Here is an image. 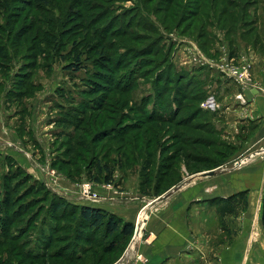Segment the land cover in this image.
I'll list each match as a JSON object with an SVG mask.
<instances>
[{
	"label": "rangeland",
	"instance_id": "obj_1",
	"mask_svg": "<svg viewBox=\"0 0 264 264\" xmlns=\"http://www.w3.org/2000/svg\"><path fill=\"white\" fill-rule=\"evenodd\" d=\"M16 1L18 2L13 1L8 8L12 14H22L15 23L14 30L33 20V15H38L37 18L42 17L41 19L49 16L48 10L47 12L36 10L28 7V4L23 3L21 0ZM99 1H101V4H96V7L94 5L90 6L86 19L84 18L81 21L77 16H72L74 18L67 21L66 19L71 16L69 14L66 17V14H64L68 0H52L50 8L57 19V21L53 20V25H55L56 30L57 24H60L59 29L62 34L60 39L63 41L61 49L65 54V58L56 59L53 62L40 57L35 60L36 66L33 67L32 65V71L27 75V81L38 82L39 86L34 88L28 85L26 92L29 96L26 94L27 97L18 103L12 101L11 97L7 96L6 93L8 90H13L12 86H15L13 83L15 80L13 79L16 73H20L21 69L26 67V64L23 63L25 61L28 62L32 57L35 59V56L31 57L27 53L30 38L35 34L38 23L35 22L34 27L26 34L27 39L18 42L17 46H15L18 53L13 55L12 70L6 82L0 78L4 82V85L0 88V116L3 118V122L5 121L8 126L15 130L22 145L18 149H21L30 158L34 164L35 172L37 171L38 173L37 175L32 174L12 156H9L16 165L18 164L21 167V170H17L15 168L16 165H11L10 160L5 159L6 155L0 152V189L1 191H7V195L10 198H15L16 204L13 207L19 206V208L23 209L22 212L16 215L10 228L13 231L15 227H20L21 231L23 229L27 230L25 233L19 234V240L16 239L13 242L8 240L1 241L0 264H42L41 259L31 260L29 257L23 259L19 253H14L16 252L14 249L12 251L13 255L5 252L4 246L15 244L23 254L26 249L24 242L32 241L35 246L30 249L31 252L32 250L41 251L42 242H37L34 239L38 237L37 235L42 229L48 231V225L43 227L45 219L46 221H49V219L55 220L56 223H53L58 226L57 230L52 234L53 241L47 251L55 252L58 255L67 251L70 253L71 247H74L76 243L75 238H72L74 231L63 223L72 219H70V216L62 217L60 214L61 210L54 211L57 217L52 215L53 210L50 207L51 194L56 197L61 196L68 202H72L69 194L72 188L77 187L78 200H84L80 195V187L87 179L88 174L97 168L96 164L107 163L113 168L114 175L120 172L127 177L137 178L140 184L142 179L143 182L145 180L144 176L142 177L139 174L140 170L145 169L143 164L141 165L142 159L147 156H154L157 160L153 161L155 165L149 171L146 170V174L151 171V182L150 184L144 183V186L152 190L155 180H158L162 185L163 179L169 177L172 173L174 174V166H178L177 172L180 178L182 175H184V178L186 177L185 163L188 162V165L195 166L193 162L188 161L186 157L188 155L186 154L214 156L217 155L216 152L219 149L228 150L225 142L235 147L236 150L224 166L220 170L218 169V173H223L226 170L240 172L245 168L257 167L254 175L256 181L254 180L253 182V193L247 192L246 195H243L237 207L239 211L244 210L251 199V205L254 203L251 216L255 218L256 213H258V221L264 234L260 223L264 194V176L262 175L264 174V151L262 150L264 141L259 140L256 143L257 141L251 140L255 134L256 123H251L247 126L240 124L237 128L229 127L224 124L225 122L223 121L226 120L221 113L220 123L222 124L220 127H216L210 122V126L215 132L210 127H204L197 131H188V128L176 127L174 122L167 125L166 121H146L134 108L138 99L153 94L155 73L169 62L171 67L173 66L177 72L186 70L194 79L200 81L206 93V97L200 101V106L209 96H213L215 99V110L219 107L244 105L246 99L241 89L257 85L255 83L254 67L257 60L264 56V0H181V8L177 9V11L171 5L170 9L166 11L162 10L166 9L163 6L157 12H155V8H157L156 5L158 3L155 0H111L110 8L113 10L111 9L112 13L109 12L107 15L100 10L105 7L106 0ZM138 5H142L147 12L142 13ZM172 7L174 8L172 9ZM74 8L83 13L86 10L82 6ZM99 12L102 15L101 18H98L101 16ZM30 13V18L29 16L27 18L26 16ZM164 13L168 14L170 26L165 25L168 20L165 22V19H161ZM116 14H119L118 17L114 16L112 18L113 16L111 15ZM97 18L98 21L94 22ZM111 18L114 22H111ZM0 23H3L1 18ZM105 27L121 32H123V28H129L131 31L134 29V31L140 32L139 34L142 36L138 40L131 41L130 38L124 36L109 35L108 40L115 42L111 50L113 59H119L121 63L120 67L109 69V72L107 71L108 69L102 68L100 63L95 62L96 59L100 60V58H97L94 52L86 50L89 43H93L96 40L94 34L96 33V28L104 29ZM62 29L64 30L62 31ZM88 31L89 36L87 35ZM11 40L14 41L10 38L7 43L11 44ZM5 42V32L0 29V43L5 44ZM156 42L157 45H162L163 53H154L153 55L150 53L149 56L143 57H141V54L136 55L137 50L143 48L147 52L149 47H152L151 45ZM13 45H15L14 42ZM71 50L73 51L70 54H66ZM76 53L81 54V60L84 61L87 60L84 58L89 57V61L85 65L83 63L84 67L80 70H68L66 68L67 62L73 57L71 55H76ZM164 53L166 55H164L162 60H153L162 57ZM145 57L151 59L152 66L146 68L147 78H140L137 85L134 84L133 86L129 82L128 86L118 89L97 87L89 80L86 81L87 77L95 74L94 69L103 73L107 72L111 77H119L123 72L129 74L131 73L129 68L133 66L132 63L139 59H146ZM152 57L154 58L152 59ZM88 64L89 66H87ZM243 66L247 67L248 74V80L245 83L239 82L231 70L234 67L242 71L241 67ZM164 71V67L158 70L160 76L162 75L159 78V82L162 84L158 86L164 85V77L169 75H164ZM140 73H137V75H140ZM183 80L181 81L183 84H180L179 87L182 91H184ZM171 81L166 83V87L164 86L166 89L167 87H177ZM229 83L238 87L239 91L236 93V90L231 89L230 85L228 86ZM38 88L41 90L39 91ZM86 91L92 93H87V97H84L82 93ZM174 91L177 90L174 89ZM31 92L35 93L30 96ZM94 93H99L100 96L99 105L97 103L98 99L94 98V103L97 104V107L103 104L99 109H86L84 113L73 110L76 106L82 107L85 103L90 102V99L94 97L91 94ZM101 93L106 95V99ZM171 94L173 95V93ZM232 94L234 96L228 99V95ZM25 105H27L28 109L23 114L20 111ZM212 119L213 122L218 119L217 115H213ZM168 126H170L169 129L166 128ZM155 128L158 129V134L154 133ZM124 130L125 132L123 133ZM173 130L180 131L181 135L176 138L177 141L169 143L173 141L169 139V133ZM149 137H152L154 142L157 141V144L152 143V145H155V147L161 145L162 148L154 147L155 149L151 148L148 153H141ZM187 137L189 140L186 139ZM135 138L137 139L136 142H134ZM196 138L198 140L202 139V142H197ZM219 139L222 140V144H214L213 141ZM166 141L168 142L166 143ZM9 145L13 146L12 144ZM165 145L166 147L163 148ZM136 149L140 150V154L133 152H137ZM158 150H161V152ZM78 154L80 157H78ZM124 154L133 157L134 155H139L142 156V159L139 157L135 160V163L129 161L121 164L119 168L114 167L112 163L115 162L116 158ZM171 155H176V158L172 160L173 167L171 166V171L167 173V176L159 174L160 166H157V164L159 165L162 162L159 156L167 157ZM244 157L247 159H244ZM237 161H241V163L236 165ZM50 168H53L58 173V175L54 176V179L57 177V183L46 179ZM25 174H28L30 179ZM155 175L158 178H155ZM153 177L155 178L154 180H152ZM49 182L51 183L50 185L48 184ZM109 183L113 185V182ZM102 184H108V182H102ZM147 196V201L152 200L154 197L157 198V196ZM44 198L45 200H43ZM52 199L53 202L58 201L55 198ZM255 203H257V206H255ZM144 207L141 209H144ZM12 209L10 208L11 211ZM26 220L28 221L26 222ZM256 223L257 221L254 223L255 226ZM28 224L29 227L26 228ZM62 225L66 227L63 228ZM134 239L135 236L132 234L126 249L128 247L133 249ZM78 249L77 251H79ZM72 253L75 252L72 250ZM61 255L49 259L46 264H67L66 257L68 256ZM83 258L86 259V255ZM241 264L247 263L244 261ZM248 264L250 263L248 262Z\"/></svg>",
	"mask_w": 264,
	"mask_h": 264
},
{
	"label": "trees",
	"instance_id": "obj_2",
	"mask_svg": "<svg viewBox=\"0 0 264 264\" xmlns=\"http://www.w3.org/2000/svg\"><path fill=\"white\" fill-rule=\"evenodd\" d=\"M14 2H18L16 0H0V18L3 20V23H0V29H2L3 32H5V44L0 43V78L3 79L4 82H6V79L10 75V71L12 70V62H13V55H16L18 53V50L16 49L15 46H17L18 42L26 40V34L29 33V30L34 27L35 22L38 23V26L35 29V34L33 37L30 38V45H28V53L29 55L35 56V59L32 57L30 60L27 62L25 61L23 64H26L25 68L21 69L20 73H16L15 78L13 80V83L15 86L13 87L12 91H9L6 93V95L11 97L12 101L16 102H21L23 98L27 97L26 94L29 96V94L26 92V88L29 85V87H34L39 86V83L34 82L32 80L27 81V75L32 71V65L33 67L36 66V59L38 58H43L44 60H49V62H53L56 59H62L65 58V54L63 53V50L61 49V44L63 41H61L60 36L62 35L59 29L60 24H57L56 30H55V25H53V20L57 21V19L54 17V14H52V9L50 8V5L52 3V0H21L23 3L28 4V7H31L36 10H43L45 12H49V16L44 17V19H41L42 17L37 18L36 15H33V20H30L29 23H24L21 27L18 29L14 30V25L17 22V20L22 16L20 13L12 14L8 10L9 6ZM19 1V2H21ZM70 1V2H69ZM141 1V0H140ZM158 5H156L157 8H155V12H157L159 9L163 8V6L166 9L162 10H168L170 9V6L173 5L177 9H180V2L181 0H155ZM43 3L42 5L39 3ZM101 1L99 0H68L66 3V9L64 10V14H66V17L70 14L71 16L66 19L69 21L71 18H74L72 16H77L78 19L81 21L85 18H87V12L90 8L91 5H94L95 7L97 6L96 4H101ZM110 2L111 0H106V5L105 7H101L102 9L101 12L103 11L106 15L110 12L112 13V8H110ZM173 2H175L173 4ZM35 3H38L35 5ZM145 3V2H144ZM143 5V4H142ZM142 5H138V8L142 13H145V8H143ZM77 6H82L84 9L86 8L85 12H81L79 10H76L74 7ZM89 6V7H88ZM172 7V9L174 8ZM44 8V9H42ZM112 9V10H111ZM5 11V13H4ZM147 12V11H146ZM100 14V12H99ZM148 14V13H147ZM101 15V14H100ZM119 14L116 15H111L118 17ZM168 14H163V18L168 20L167 23H165L166 26H170V19L167 16ZM30 18L31 13L28 14L26 17ZM99 16L98 18H101ZM37 18V19H36ZM98 18L96 19L97 22ZM110 19L111 22H114ZM91 22H92V17H91ZM12 26V27H11ZM28 26V27H26ZM67 29V28H66ZM64 29H62L63 31ZM118 30V29H117ZM120 30V29H119ZM121 31H115V29H109L105 27L104 29L102 28H96V40L93 43H89L87 46L86 50H90L91 52H94L97 55V58H100V60L96 59V63H100L102 65V68H106V70L109 72L111 69L120 67V60L113 59L112 55V46L115 45V42L108 40L109 35L111 36H116L119 35L130 38L131 41L138 40L139 37H142L139 33L134 31V29L131 31L129 28H123ZM113 32V33H112ZM89 34V31L87 35ZM89 36V35H88ZM10 38H12L14 41L11 40V44H8ZM13 42L15 45H13ZM151 45V44H150ZM123 46V45H122ZM152 47H149V50L147 52L145 49L137 50L138 52L136 55L141 54V57L143 56H149L150 53L152 55L155 53H160L163 49L162 45L159 46L157 45V42L151 45ZM125 48V46H123ZM73 50L68 51L66 54H70ZM145 51V52H143ZM134 52V51H133ZM143 52V53H141ZM169 53V52H168ZM89 54V53H88ZM165 53L162 55V57H158L157 59L153 60H162L164 58ZM73 56L69 61L67 62L66 68L68 70H80L81 68L84 67L85 63L89 61V57L84 58L86 61L81 60V54L76 53V55H71ZM88 56V55H87ZM136 58V56H135ZM139 59L137 61H134L129 68V71L131 73H122L119 77H111V75H108L107 72H99L97 69H94L95 74L87 77L89 82L93 83L94 86L96 85L97 87H106V88H124L125 86H128L129 82L134 86L137 85L138 80L140 78H147V71L146 68L149 66H152V61L151 59ZM99 61V62H98ZM103 61V62H102ZM145 61V62H144ZM84 63V65H83ZM48 64V63H47ZM25 66V65H24ZM89 66V64L87 65ZM104 66V67H103ZM145 66V67H144ZM29 67V68H28ZM165 68L164 75L169 74L165 76L164 78V85L158 86L162 83L159 82V78L162 77L160 76V73H158V70H161L162 68ZM162 68L158 69L155 73L154 76V90L153 94H149L146 96L141 97L138 99L137 105L134 106L136 109L137 113L141 114L143 118L146 121H166L167 125L172 124L174 122V125L176 127H184L188 128V131L195 130L197 131L198 129L201 130L204 127H210L213 132L215 130L210 126L211 125V114L213 113L211 110L204 109L200 106V101H202L206 97V93L204 92L203 86L200 83L199 80L194 79L192 75H189V72L186 70L177 72L176 69L171 65L170 62L167 63L166 65L162 66ZM110 69V70H109ZM136 70V71H135ZM150 70V69H149ZM142 72V73H140ZM137 73H140V75H137ZM8 74V75H7ZM142 76V77H140ZM193 80H192V79ZM184 79V80H183ZM173 80V81H171ZM184 81V91L180 90V84L181 81ZM169 81L174 82L176 86L173 88H165L166 83ZM4 82L0 80V88L4 85ZM165 86V87H164ZM16 88V89H15ZM95 88V87H93ZM177 90V91H174ZM39 90V88H38ZM41 90V89H40ZM39 90V91H40ZM95 90V89H93ZM168 91V92H167ZM37 92V91H36ZM35 93V92H33ZM32 92L30 93L32 96ZM92 93V92H84L82 93L84 97H87L86 95ZM173 93V95L171 94ZM104 95V99H106V95L104 93H101ZM94 95L93 99H90V102L85 103V105L81 106H76L73 110L80 111L84 113L86 109L90 110L93 108H100L103 104H101L99 107H97V104L94 102V98L98 99L97 103L99 105V93H94L91 94ZM154 95V96H153ZM27 105L21 109V113H26ZM206 119V120H205ZM170 126L166 127L169 129ZM125 130L123 131V133ZM185 132V131H184ZM158 134V129L155 128V132ZM180 131H170L169 133V139H172L173 141L169 143H173L177 141L176 138L179 137ZM185 135V133H184ZM155 138L156 136L153 135ZM139 137V136H138ZM188 139V137L186 138ZM156 140V139H155ZM189 140V139H188ZM193 140V139H192ZM137 139L135 138L136 142ZM197 142H202V139L198 140L196 138ZM222 140L219 139L217 141H213L214 144L220 145L222 144ZM157 141H153L152 137H149L147 140V143L145 144L143 150L141 151L144 153L150 152L151 148H154L155 145H152V143H156ZM168 141H166L167 143ZM224 142V141H223ZM183 143V142H182ZM211 143V142H210ZM161 144V143H160ZM226 149H219L214 156H201L199 154H186L188 156L187 159L189 162H193L195 166L193 165H188V162L185 163L186 169L189 172H197V171H202V170H209L213 168H217L223 164H225L235 153L236 148L230 145L229 143L225 142ZM123 145V144H122ZM138 145V144H137ZM173 146V145H172ZM163 146V148H165ZM155 148L161 149L162 146H156ZM154 148V149H155ZM230 149V150H229ZM136 151H133L134 153L140 154V150L136 149ZM164 150V149H163ZM178 150V149H177ZM154 151V150H153ZM161 152V150H158ZM132 152V153H133ZM78 157L80 155L78 154ZM141 158L142 156L139 155H134L129 156V155H121L118 158H116L115 162H113L114 167H118L121 164H124L126 162L132 161L131 163H135V160L137 158ZM168 157V158H167ZM167 157H160L159 158L162 160L161 164H157V166H160V172L159 174L167 176L168 172L171 171V166L173 165L172 160L173 158H176V155H171ZM6 160H10L11 165H16L14 161H12L9 156H5ZM143 162V168L140 170L139 174L144 176V182L143 179L139 184V189L140 192L143 193L144 195H152V196H158L162 194L164 191H166L169 187L174 185L175 183L180 181L179 173L178 171V166H174V174H170L169 177L163 179V184L161 185L159 181L157 182L155 180V183L152 186V190H149L148 187L144 186V183L146 182L147 184H150L151 182V171L150 173L146 174V170H150L151 167L154 164L156 158L154 156H147L144 159H142ZM154 161V162H153ZM157 161V160H156ZM9 164V165H10ZM97 168L95 170H92L88 176L87 179L88 181L91 182H97V183H102V182H113V168L110 167L109 164L107 163H99L96 164ZM173 167V166H172ZM17 170H21V167L17 164L15 167ZM159 168V167H158ZM9 172V171H8ZM158 174V176H159ZM28 176V179H30L28 174H25ZM24 175V176H25ZM158 176L155 175V178H158ZM153 177L152 180L155 179ZM142 184V185H141ZM151 188V186H149ZM46 192V191H45ZM47 193V192H46ZM247 194V190H242L236 193L235 195L229 196L226 200H223L222 202L226 203L225 205H228L230 203V210H233L237 205L241 202V199L243 198V195ZM52 198H55L56 202H53V199L51 198L50 202V207L53 210L52 215L57 217L55 214L56 211L61 210V216L66 217L70 216V219L72 220H67L64 221L63 224H66L71 230H73V235L72 238H75L76 243L74 247H71L70 253L67 252H62L60 255H58L55 252H49L47 251L49 249V245H51L53 241L52 234H54V231L57 230L58 226L55 224L56 221L53 219H49V221L45 219L44 225H48L49 229L47 230H41L38 233V237H35L34 240L37 242H42V249L41 251H33L31 252V248L35 246V244H32V241H25L24 245L26 247L25 252L23 254L21 251L18 250L15 244H10L4 246V251L9 252L12 255L14 253H19L23 259L30 258L31 260L35 259H41L42 264H46V262L51 259V258H56V256H62L61 254H64L63 256H68L66 257V261L68 262L67 264H112L122 253L124 250L125 246L127 245L131 235L133 234L134 230V224L131 222L123 221L120 217L116 216L115 214L104 210L102 208L98 207H93L90 205L86 204H77L73 202H68L65 200L63 197H56L55 195L51 194ZM48 196V193H47ZM242 197V198H241ZM45 200V198L43 199ZM42 200V201H43ZM15 198H10L7 195V191H1L0 189V243L2 240H8L10 242L19 240V234L25 233L27 230L23 229L21 231L20 227H15L14 231L11 230V225L13 224V220L16 217L19 212H22V208L18 207H13L15 203ZM235 206V207H234ZM10 208H13L12 211ZM238 208V207H237ZM236 210V208H235ZM55 211V212H54ZM11 212V213H10ZM28 220H26L27 222ZM55 222V223H53ZM260 223L262 226V229L264 231V194H263V199H262V211H261V218H260ZM65 225H62L63 228L66 227ZM29 227V224L26 226V228ZM61 228V227H59ZM31 234V233H29ZM4 237H6L4 239ZM84 242V243H82ZM22 244V243H19ZM19 247V246H18ZM21 247V246H20ZM38 247V246H37ZM77 248H79L77 251ZM13 249L16 252H12ZM72 250L75 253H72ZM75 254V255H72ZM84 255H86V259L83 258ZM75 256V258H73ZM74 259V260H73ZM78 262V263H76Z\"/></svg>",
	"mask_w": 264,
	"mask_h": 264
},
{
	"label": "crops",
	"instance_id": "obj_3",
	"mask_svg": "<svg viewBox=\"0 0 264 264\" xmlns=\"http://www.w3.org/2000/svg\"><path fill=\"white\" fill-rule=\"evenodd\" d=\"M263 58L264 56L257 60L254 67L257 85L241 89L246 103L211 110L213 113L210 118L216 127L222 124L221 113L226 120L223 121L224 124L229 127L256 123L255 134L251 138L256 143L264 141ZM229 85L236 93L239 91L238 87L231 83ZM234 94L228 95V99ZM213 115L218 118L214 122ZM20 146L22 147L15 130L3 122L0 116V152L12 156L26 170L37 175L30 158L18 149ZM223 166L224 164L213 168L216 172L208 176L198 175L207 170L191 173L186 169V177L182 175L179 182L166 190L169 195L153 203H149L151 200L147 201L148 196L140 192L137 178L127 177L120 172L114 175L113 185L122 189L126 198L116 195L105 184L87 180L85 182H89L91 189L100 197L78 200L76 187L71 189L69 198L77 204L107 210L123 221L133 223L134 230L138 225L137 234L133 230L136 241L133 249L128 247L127 250L125 246L112 264H241L244 261L247 264H264V234L260 228L258 213L255 218L251 216L254 203L251 205L250 199L248 206L239 211L235 206L236 210H230V203L225 205L222 202L242 190L252 194L257 167L245 168L240 172L226 170L218 173V169ZM143 211L145 218L138 223Z\"/></svg>",
	"mask_w": 264,
	"mask_h": 264
},
{
	"label": "built area",
	"instance_id": "obj_4",
	"mask_svg": "<svg viewBox=\"0 0 264 264\" xmlns=\"http://www.w3.org/2000/svg\"><path fill=\"white\" fill-rule=\"evenodd\" d=\"M242 68V71L232 67L231 70H232V73L233 75H235L238 79V81L240 82H243L245 83L247 80H248V74H247V67L243 66L241 67ZM242 101L243 98H241ZM201 106L203 108H206V109H214L215 107V99L213 96H209L207 99H205L202 103H201ZM47 177L46 179H49L50 182H55L57 183V177H55L54 179V176L55 175H58L57 172L54 171L53 168H50L47 172ZM48 183L49 185L51 183ZM106 187H109V188H112L113 189V192L118 195V196H124L123 195V192L121 191V189H119L118 187L112 185V183H108V184H105ZM80 195H81V198L86 200V199H96L97 197H100L99 194H97L95 191H93L91 189V184L89 182H84L82 183L81 185V192H80ZM141 222V218H140V221H138V223ZM138 225H136L137 227ZM135 227V228H136ZM138 228V227H137ZM135 239H134V244H135ZM134 244H133V247H134Z\"/></svg>",
	"mask_w": 264,
	"mask_h": 264
},
{
	"label": "water",
	"instance_id": "obj_5",
	"mask_svg": "<svg viewBox=\"0 0 264 264\" xmlns=\"http://www.w3.org/2000/svg\"><path fill=\"white\" fill-rule=\"evenodd\" d=\"M248 157H249V156H248ZM240 163H241V161H237V162H236V165H238V164H240ZM215 172H216V170H215V169H212V170H207V171L199 172L198 175H200V176H208V175H213ZM168 195H169V193H165V194H163V195H161V196H159V197H157V198H155V199L149 201V203H153V202H156V201L163 200V199L166 198ZM134 231H135L134 233L137 234L138 228L136 227Z\"/></svg>",
	"mask_w": 264,
	"mask_h": 264
},
{
	"label": "bare ground",
	"instance_id": "obj_6",
	"mask_svg": "<svg viewBox=\"0 0 264 264\" xmlns=\"http://www.w3.org/2000/svg\"><path fill=\"white\" fill-rule=\"evenodd\" d=\"M245 157H246V156H245ZM245 157H244V159H247V158H245ZM144 216H145V212L143 211V213H142L141 216H140L141 219H142V218L144 219ZM139 228H140V227H139Z\"/></svg>",
	"mask_w": 264,
	"mask_h": 264
}]
</instances>
